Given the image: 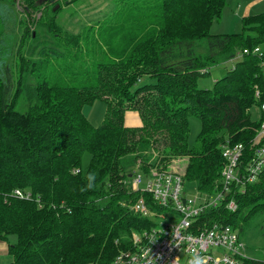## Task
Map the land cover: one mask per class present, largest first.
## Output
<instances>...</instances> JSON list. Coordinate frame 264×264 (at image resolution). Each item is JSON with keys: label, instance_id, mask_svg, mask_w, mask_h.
<instances>
[{"label": "trees", "instance_id": "16d2710c", "mask_svg": "<svg viewBox=\"0 0 264 264\" xmlns=\"http://www.w3.org/2000/svg\"><path fill=\"white\" fill-rule=\"evenodd\" d=\"M226 1L117 0L112 13L92 23L91 35L83 38L55 31L52 21V37L66 45V58L77 59L83 46L87 55H96L90 37L100 49L91 71L65 65L71 75L87 76L86 83L42 78L30 87L25 81L42 63L27 56L24 46L37 32L26 27L14 51L6 26L15 0H0V239L17 236L8 246L9 264H110L121 250L132 248V233L153 222L130 207L141 194L127 185L130 165L143 164L144 172L149 166L169 170L175 158L186 157L185 180L209 195L222 188L223 144H244L240 166L245 169L264 120L259 109L264 11L243 16L241 31L211 33ZM237 55L242 58L211 87L198 86L211 66ZM26 87L33 98L16 109ZM97 100L105 102L106 111L95 125L83 109ZM127 111L137 112L141 123L127 125ZM190 117L201 124L194 146L188 142ZM90 173L95 174L91 188ZM16 189L30 196L21 197ZM231 198L238 203L234 211L226 208ZM261 212L264 167L253 181L233 182L230 193L198 222L230 223L240 232ZM246 261L264 264L254 257Z\"/></svg>", "mask_w": 264, "mask_h": 264}, {"label": "built area", "instance_id": "2783aa9c", "mask_svg": "<svg viewBox=\"0 0 264 264\" xmlns=\"http://www.w3.org/2000/svg\"><path fill=\"white\" fill-rule=\"evenodd\" d=\"M255 50L259 51V47ZM248 51L244 49V52ZM259 93L257 88L256 95ZM259 109L264 112V101ZM263 137L264 120L253 139L254 154L244 170L240 166L244 144L222 145L225 159L221 170L222 188L210 195L199 190L198 194L184 195L185 178L176 170L151 166L147 172L138 169L131 174L127 183L141 194L130 202V207L135 213L150 218L153 224L134 231L132 248L121 250L110 264H249L246 245L237 228L218 221L202 226L198 219L206 210L222 202L230 193L233 182L244 183L258 177L264 167ZM15 192L21 197L30 196L20 189ZM144 193L150 194L161 210L151 207ZM237 206L234 198L226 203L230 211L236 210ZM167 218L172 220L166 221ZM216 248L220 251L215 252Z\"/></svg>", "mask_w": 264, "mask_h": 264}, {"label": "rangeland", "instance_id": "374dc122", "mask_svg": "<svg viewBox=\"0 0 264 264\" xmlns=\"http://www.w3.org/2000/svg\"><path fill=\"white\" fill-rule=\"evenodd\" d=\"M117 0H15L14 14L10 23L6 26V32L11 36V48L15 51L19 45L20 37L27 28L30 31L37 32V37L26 42L24 53L27 56L35 58L42 63L37 71L29 74L25 83L33 87L39 79L47 78L51 83L57 80L71 84H83L88 81L85 75L73 76L69 68L65 65H71V69H88L93 70V63L97 58V51L100 49L99 44H93L89 38V46L93 47L96 55H87L86 48L83 46L82 51L78 53V58L72 60L67 57L68 49L66 45L56 42L52 37V21L55 31L67 34L91 35L90 25L99 23L106 19L116 7ZM264 11V0H227L223 8L222 16L215 19L210 27L211 33H231L242 30V17L251 13ZM247 13V14H246ZM51 25V26H50ZM1 28V26H0ZM204 44H206L204 42ZM52 46L56 47V54L52 52ZM203 45H199L201 50ZM205 49V47H204ZM77 52L75 45L71 48ZM44 58L47 60L44 61ZM242 58L237 55L233 59L213 65L209 68V74L198 78V86L211 87L215 79L222 77L228 69H231L235 63ZM10 63L16 72L15 57L10 58ZM65 66V67H64ZM63 67V68H62ZM62 68V69H61ZM18 73L16 72V75ZM15 75V79H16ZM25 85V84H24ZM34 92L26 87L24 93L20 96L16 109H24L29 105L28 98H33ZM24 101V102H23ZM86 116L92 123L98 125L105 117L106 104L102 100L95 101L92 105H86L83 109ZM254 117L258 116V107L252 108ZM200 120L197 117H190V132L188 142L190 146L196 144L198 132L200 130ZM86 161L89 155L84 157ZM187 163L186 157L175 158L168 166L169 170L184 172V166ZM143 164H134L126 167L130 174L135 173L138 169L145 170ZM155 167V166H154ZM157 168V167H155ZM150 169V166L148 167ZM131 177L127 179L130 181ZM129 186V183H127ZM198 194L197 186L194 181L185 180L184 195ZM167 218L166 221H171ZM241 239L245 242V253L249 257L264 260V212L258 213L251 217L240 230ZM17 241L16 234H9L7 240L0 239V264H9L12 257L8 252V246ZM220 251L219 248L215 252Z\"/></svg>", "mask_w": 264, "mask_h": 264}, {"label": "crops", "instance_id": "0c3cea01", "mask_svg": "<svg viewBox=\"0 0 264 264\" xmlns=\"http://www.w3.org/2000/svg\"><path fill=\"white\" fill-rule=\"evenodd\" d=\"M125 123L127 125H139L141 123V118L137 112L127 111L125 114Z\"/></svg>", "mask_w": 264, "mask_h": 264}, {"label": "clouds", "instance_id": "9594fccd", "mask_svg": "<svg viewBox=\"0 0 264 264\" xmlns=\"http://www.w3.org/2000/svg\"><path fill=\"white\" fill-rule=\"evenodd\" d=\"M94 179H95V174L90 173L89 176H88V180H89L88 187H89V188L93 187L92 181H93Z\"/></svg>", "mask_w": 264, "mask_h": 264}, {"label": "water", "instance_id": "95a60500", "mask_svg": "<svg viewBox=\"0 0 264 264\" xmlns=\"http://www.w3.org/2000/svg\"><path fill=\"white\" fill-rule=\"evenodd\" d=\"M129 176H131V174H129Z\"/></svg>", "mask_w": 264, "mask_h": 264}]
</instances>
